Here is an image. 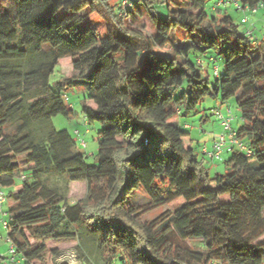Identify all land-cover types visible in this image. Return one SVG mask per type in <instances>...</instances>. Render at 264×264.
Masks as SVG:
<instances>
[{
    "label": "trees",
    "instance_id": "1",
    "mask_svg": "<svg viewBox=\"0 0 264 264\" xmlns=\"http://www.w3.org/2000/svg\"><path fill=\"white\" fill-rule=\"evenodd\" d=\"M117 1L0 0V188L14 258L57 264L70 244L80 264H264V40L218 14L216 0L212 13L207 0ZM65 56L72 74L54 88ZM72 87L86 93L85 123L101 125L94 165L52 122L73 114L60 90ZM207 97L235 98V137L251 151L225 148L229 172L213 176L203 159L215 158L201 151L212 144L199 158L174 122ZM71 185L83 186L75 199ZM134 192L172 209L143 219Z\"/></svg>",
    "mask_w": 264,
    "mask_h": 264
},
{
    "label": "rangeland",
    "instance_id": "2",
    "mask_svg": "<svg viewBox=\"0 0 264 264\" xmlns=\"http://www.w3.org/2000/svg\"><path fill=\"white\" fill-rule=\"evenodd\" d=\"M113 3H117V0H112ZM215 0H207L206 9L207 12L212 13L211 6ZM159 10H165L164 6L161 4L157 7ZM218 14L228 15L232 21L238 25L240 30L251 31L253 37L257 41L264 40V7L257 9L252 12L250 10H237L232 3H227L224 8H221ZM241 18H245L246 22L242 23ZM213 53H208L205 56H201L203 67L208 71L209 78L211 81L214 80L213 62L208 60V56ZM196 52H190L189 58L192 61L196 60ZM217 57L216 65L219 67V71L222 72L224 69V59L222 55H215ZM72 57L65 56L59 59L54 72L50 76V83L54 88H57V84L61 82L64 76H69L72 74L71 66ZM61 93L64 96L66 102L72 107L73 114L64 116L62 114H57L52 117V122L56 130H66L76 144V149L78 152L84 154V160L87 165H94L97 163V152H98V140L97 131L101 128V125L94 123L87 125L83 118L81 107L84 102L86 93L75 87L72 88H61ZM217 113H221L224 116L230 117V125L232 129H239L243 125V120L241 118L240 109L235 101V98H230L227 102H222L220 98L207 97L205 98L198 107L197 112L190 113L186 116H180V128L186 132L188 138L191 139V145L195 152L198 154L199 158H202L199 153V148L202 145L209 146L212 144L214 136H217L224 132L219 119L217 118ZM186 124V127L184 126ZM87 129V131H86ZM78 131V134L75 132ZM80 139H83L85 146L80 144ZM185 144H188L186 140ZM230 156V151L223 149L219 158L213 160L203 159L206 166L209 168L210 175L215 174H225L229 172V165L227 164V159ZM24 157H19V162L23 163ZM81 183V182H79ZM83 183V182H82ZM22 182L17 177L15 179V185L11 188H6L7 191L16 190ZM83 186L71 185V192L69 197L75 199L82 194ZM226 198V197H225ZM132 204L139 205L143 208V219L151 220L158 216L164 210H170L172 207L170 204L164 205H153L151 199L142 192H134L130 198ZM8 202H4L2 209L4 213L0 212V234L2 238L0 239V264L9 262V246L10 243L6 241V230L2 224L3 220L9 221L10 214H8ZM264 215V212H263ZM264 237V235H263ZM187 245L192 247H197V241H187ZM61 254L56 258V263L60 264L62 262L66 264H80L75 250L70 244L60 245ZM218 264V263H216Z\"/></svg>",
    "mask_w": 264,
    "mask_h": 264
},
{
    "label": "built area",
    "instance_id": "3",
    "mask_svg": "<svg viewBox=\"0 0 264 264\" xmlns=\"http://www.w3.org/2000/svg\"><path fill=\"white\" fill-rule=\"evenodd\" d=\"M121 3V7L123 10H126L127 7L132 6L131 1L130 0H120ZM227 3H232L236 8L238 9H242L239 0H216V2L214 3V8H221L224 7ZM260 6H262V4H260ZM257 7L255 8H249V7H245L244 10H250L252 12L256 11ZM242 22H246L245 18L241 19ZM250 31H247V33H249ZM215 73H217V69L215 68ZM217 118L219 119L224 132L217 135L216 138L214 139L211 148H207V147H202L201 151L203 153L208 154V156L210 157H214V158H219L221 155V152L223 149L231 146H237L240 150L244 151L245 154L250 155L251 151L250 149L246 148L245 145H243L236 137H235V130L231 128L230 125V117L229 116H224L221 113H217ZM78 134V131H75ZM80 144L82 146H85V142L83 141V139H80ZM25 176L22 174L21 175V179H24ZM6 201V193L4 190H2L0 188V210L2 208L3 203ZM2 224L4 226V228L6 227V221H2ZM2 238L1 234H0V239ZM6 241H8L10 243L9 246V253H10V257H9V262L11 264H19L18 261L14 258L13 254H14V247L11 243V241L9 240L8 236L6 235Z\"/></svg>",
    "mask_w": 264,
    "mask_h": 264
},
{
    "label": "crops",
    "instance_id": "4",
    "mask_svg": "<svg viewBox=\"0 0 264 264\" xmlns=\"http://www.w3.org/2000/svg\"><path fill=\"white\" fill-rule=\"evenodd\" d=\"M87 103L90 104V105H93V103H92L91 101H87ZM83 118H84V116H83ZM84 120H85V119H84ZM174 122L180 124V119H179V118H175V119H174ZM184 126H186L185 123H184ZM86 131H87V129H86ZM184 140H186V141L188 142V144L191 143V139L188 138V137H185ZM16 189H19V187H17ZM1 264H5V263H1Z\"/></svg>",
    "mask_w": 264,
    "mask_h": 264
}]
</instances>
